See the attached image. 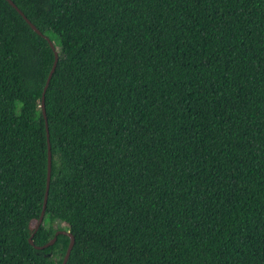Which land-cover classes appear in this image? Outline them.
I'll return each instance as SVG.
<instances>
[{
    "label": "trees",
    "instance_id": "1",
    "mask_svg": "<svg viewBox=\"0 0 264 264\" xmlns=\"http://www.w3.org/2000/svg\"><path fill=\"white\" fill-rule=\"evenodd\" d=\"M12 1L0 264H264V0Z\"/></svg>",
    "mask_w": 264,
    "mask_h": 264
},
{
    "label": "water",
    "instance_id": "2",
    "mask_svg": "<svg viewBox=\"0 0 264 264\" xmlns=\"http://www.w3.org/2000/svg\"><path fill=\"white\" fill-rule=\"evenodd\" d=\"M8 2L24 17V19L28 22V24L32 27V29L34 31H36L39 35H43L42 32L26 17V15L17 7V5L12 1V0H8ZM45 38L48 40L51 48L53 49L54 53H55V61H54V64H53V67L50 71V74L48 76V79H47V82H46V85H45V88H44V92H43V98H42V111H43V115L45 117V119H47V115H46V106H45V97H46V92L50 86V83H51V80L53 78V75L57 69V65H58V62H59V53H58V50L55 46V44L48 38L45 36ZM47 127H48V124H47ZM49 130H48V141H49ZM49 165H48V181H47V191H46V194H45V199H44V207H43V212H42V215H41V218L36 226V229H35V232L33 233V235L31 236L30 238V243L31 245H34V236L36 234V232L39 230V228L42 226L43 224V220H44V216H45V210H46V207H47V204H48V198H49V190H50V183H51V171H52V152H51V146L49 144ZM59 235H66L70 238V244H69V247L67 249V253L65 255V258H64V261L62 264H67L68 261H69V258L71 256V253L74 249V246H75V242H76V239H75V236L71 233V232H68V231H65V230H60V231H57L56 232V235L54 237V239L52 241H50L48 244L44 245V246H37L36 248L38 250H43V249H46V248H49L51 246H53L56 242H57V238Z\"/></svg>",
    "mask_w": 264,
    "mask_h": 264
}]
</instances>
